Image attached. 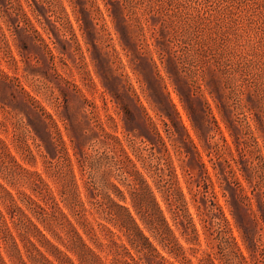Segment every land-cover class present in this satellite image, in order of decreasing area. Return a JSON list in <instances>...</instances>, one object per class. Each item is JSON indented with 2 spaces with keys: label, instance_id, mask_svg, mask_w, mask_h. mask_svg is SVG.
<instances>
[{
  "label": "rangeland",
  "instance_id": "obj_1",
  "mask_svg": "<svg viewBox=\"0 0 264 264\" xmlns=\"http://www.w3.org/2000/svg\"><path fill=\"white\" fill-rule=\"evenodd\" d=\"M122 149L188 264L216 251L194 203L206 211L217 202L241 247L229 209L264 242V0H0V181L31 193V176L11 155L40 171L59 199L70 179L67 151L84 199L82 181L99 174L86 167L81 179L73 153ZM155 171L176 178L194 243L180 234Z\"/></svg>",
  "mask_w": 264,
  "mask_h": 264
},
{
  "label": "trees",
  "instance_id": "obj_2",
  "mask_svg": "<svg viewBox=\"0 0 264 264\" xmlns=\"http://www.w3.org/2000/svg\"><path fill=\"white\" fill-rule=\"evenodd\" d=\"M25 19L32 26L30 19ZM216 106L219 107L218 104ZM230 120L233 122V119ZM161 121L167 125L163 118ZM223 121L229 130L228 121ZM153 133L164 146L156 127ZM229 135L234 136L231 133ZM221 139L223 145L229 147L224 136ZM60 143L63 144L62 140ZM133 154L142 160V167L146 169L141 148L133 149ZM40 155L46 162V155ZM65 155L70 164V179L59 189V199L40 171L24 168L10 155L14 167L31 176L28 179L31 193L20 189L13 193L0 181V264L190 262L186 249L174 235L152 188L124 149L121 154L106 151L81 155L73 153L81 179L86 167L89 173L99 174L98 177L95 175L88 181H82L84 199L67 151ZM30 158L33 160L32 153ZM154 174V182L164 194L172 210L173 220L178 219L182 226L180 234L187 243H194L197 230L185 208L184 195L175 185L176 178H165L159 171ZM109 176L118 178L125 189L111 181ZM244 198L249 200L246 194ZM192 200L196 202L195 194H192ZM194 206L202 227L214 235L216 240V251L201 250V255L196 259L197 264H264V242L247 235L232 209L229 211L239 232L242 247L217 202L210 201L206 211H202L195 203Z\"/></svg>",
  "mask_w": 264,
  "mask_h": 264
}]
</instances>
